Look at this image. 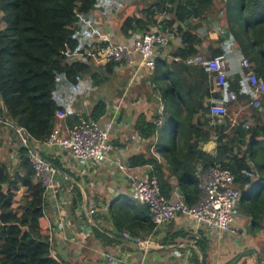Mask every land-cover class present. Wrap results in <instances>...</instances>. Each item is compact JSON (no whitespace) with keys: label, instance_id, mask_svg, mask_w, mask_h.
I'll return each instance as SVG.
<instances>
[{"label":"trees","instance_id":"trees-1","mask_svg":"<svg viewBox=\"0 0 264 264\" xmlns=\"http://www.w3.org/2000/svg\"><path fill=\"white\" fill-rule=\"evenodd\" d=\"M95 2L0 0V21L5 24L0 31L2 121L23 129L37 142L49 139L58 113L65 111L66 90L81 85L83 75L89 72L90 58L85 55L88 46L80 42L77 29L81 19L90 15ZM217 3L223 4V0H155L141 11L139 18L134 15L123 18L120 30L125 36L128 32L149 34L157 28L168 38L178 40L169 56L180 61L160 56L147 76L153 94L159 93L164 111L161 116L143 119L139 132L144 140L156 139L154 152L167 163L183 152L184 163H178L177 178L186 204H194L200 192L196 167L204 171L221 164L234 175L241 191L248 186L249 195L245 196L243 191L239 205L241 212L259 228L264 222V95L259 97L260 105L252 110L253 124L248 128L243 126L246 117L233 127H210L209 99L219 104L222 97L214 91L213 74L202 66L187 65L185 60L224 55L223 93H234L237 103H249L253 93L241 64L247 60L256 77L264 79V0H244L239 13L229 3L216 8ZM210 19L224 26L227 34L215 35L209 30L200 33L202 23L207 24ZM214 38L218 48L210 44ZM234 43L238 52L226 55L228 46ZM72 54H82V59L71 60ZM116 66L107 63L105 70L110 74ZM102 113L103 105H98L89 117L96 121ZM196 115L203 116L202 122L193 121ZM165 131L170 132L167 143L163 138ZM211 137H215V149L208 154L202 145ZM19 153L25 171L19 180L30 198L24 201V210L17 216L11 208L16 183L1 165L0 186L5 185L6 190L0 191V264H63L52 258L49 239L40 230L42 188L31 182L34 173L28 149L20 148ZM146 165L153 167L150 175L158 179L161 195L168 199L169 186L160 175L157 158L153 155L147 159L143 155L132 158V167ZM242 170L253 176L242 175ZM144 209L148 214V209Z\"/></svg>","mask_w":264,"mask_h":264},{"label":"crops","instance_id":"crops-1","mask_svg":"<svg viewBox=\"0 0 264 264\" xmlns=\"http://www.w3.org/2000/svg\"><path fill=\"white\" fill-rule=\"evenodd\" d=\"M95 1L94 9L87 18L81 19L77 29L80 42L88 46L85 52L106 41L131 47L144 35L141 32L123 35L121 22L128 15L139 18L141 11L154 0ZM243 2L223 0V4L229 3L236 13H239ZM223 4L217 3L216 8ZM110 6L113 9H109ZM207 24L203 22L202 28ZM4 27L0 21V31ZM177 44V39L169 38L168 45L157 51V58L161 56L170 60L169 51ZM210 44L213 48L219 47L215 38ZM228 47L226 55L238 52L235 43ZM78 55L75 54L74 59L80 60ZM134 58L138 62V57ZM105 65L90 58V69L83 75L82 84L66 90L65 111L58 113L55 129L61 136H67L68 130L81 118L94 121L89 116L96 106L103 105L102 115L94 122L109 135L112 151L107 159L98 164L84 162L60 148L34 145L37 154L56 169L53 190L43 200V218L40 221L41 233L49 239L52 258L63 264H230L240 252L253 249V255L241 257L236 264H264V222L256 228L251 219L240 211L239 202L235 206L236 219L232 231L227 234L210 232L182 216L158 227L152 223L149 211L147 214L144 206L133 199L132 181L151 176L153 167H132L131 161L139 155L145 159L154 156L156 139L153 142L142 139L139 127L143 119L160 116V106L164 107V104L159 93L152 92L153 85L147 77L149 70L135 71L125 64H117L109 74ZM115 72L117 76L111 80ZM223 103L228 104L224 98L219 104ZM235 104L238 106L236 111L244 107L243 103ZM3 110L0 100V166L7 168L16 183L12 188L11 208L20 216L24 201L30 198L29 191L19 180L25 175L19 153L23 147L14 127L3 123ZM202 120V115H196L193 121ZM247 122L253 124L252 119ZM214 149L215 137L202 145L205 153L213 154ZM182 155L183 152L176 154L169 163L160 156L157 159L161 166L160 175L169 186L167 195L171 202L184 201L177 178L180 171L178 163H184ZM204 172L202 167H196L198 178ZM31 182L37 183L34 176ZM2 190H6L5 185L0 186ZM124 232L132 237L150 239L152 247L147 252L141 251L122 237Z\"/></svg>","mask_w":264,"mask_h":264},{"label":"built area","instance_id":"built-area-1","mask_svg":"<svg viewBox=\"0 0 264 264\" xmlns=\"http://www.w3.org/2000/svg\"><path fill=\"white\" fill-rule=\"evenodd\" d=\"M161 20V17H160ZM169 43L167 34L160 33L157 28L149 34H144L133 42L131 47L115 44L106 41L103 44L85 52V55L101 64L114 63L125 64L137 71L138 69H147L149 71L155 68V59L157 51L165 48ZM78 56L82 57V54ZM138 57L136 62L134 57ZM74 58L75 54L69 55ZM174 62L180 61L177 57H168ZM225 62L224 55H218L214 58H204L195 56L185 60L187 65H199L207 69L213 74L214 91L220 92L221 97L229 104H235L236 96L232 92L223 93L222 87L225 81L223 64ZM242 67L246 70V77L249 81L250 88L253 93V99L246 106L238 108L234 117L228 114L226 105L212 103L209 99L210 106L207 117L209 118V126H236L241 118L240 112L245 107L248 109H256L260 105L259 97L264 95V79H259L254 74L253 65L244 60ZM164 111V107L160 106V116ZM4 124L10 125L4 119ZM161 124V121H158ZM244 128L250 125L244 121ZM20 139V144L28 149V159L31 164L34 178L42 188V200L48 197L54 186V177L56 169L37 153H32L28 147L31 143L34 145H45L50 148H60L67 151L74 159L84 162L102 163L112 151V144L106 130L102 129L96 122L90 119L81 118L79 123L68 130L67 136H61L59 131L54 128L52 134L46 142L40 143L32 139L21 128H14ZM158 159L160 157L153 152ZM246 177H252L250 171L242 170L240 172ZM198 198L192 205L186 204L182 200L174 202L169 201L161 195L158 179L155 176H149L145 179H133L132 191L133 199L140 205L146 207L150 213V218L155 226L168 223L179 216L192 220L199 226H203L213 233L223 234L230 233L235 222V206L239 202L240 196L244 190L248 188L246 185L241 191L234 175L221 164H215L209 167L200 176ZM124 239L130 240L137 245L141 251L147 252L152 247L150 239H142L132 237L128 233L122 234Z\"/></svg>","mask_w":264,"mask_h":264},{"label":"rangeland","instance_id":"rangeland-1","mask_svg":"<svg viewBox=\"0 0 264 264\" xmlns=\"http://www.w3.org/2000/svg\"><path fill=\"white\" fill-rule=\"evenodd\" d=\"M155 1V0H154ZM116 3H118L117 1H115V4ZM139 4H138V1H137V6H138ZM114 7V6H113ZM109 9H113L112 8V6H110L109 7ZM213 16V15H212ZM211 20V19H210ZM200 30L201 31H199V32H201V33H203V34H205L206 33V31L207 30H209L210 31V33H214L215 35H218V34H222V35H225V34H227V30L225 29V27L224 26H222L221 24H219L215 19H213L212 21H210V22H208V24H207V27L205 26V28H200ZM71 58V57H70ZM79 58V57H78ZM74 58H72L71 60H73ZM74 60H77V58H75ZM79 60V59H78ZM80 60H81V57H80ZM100 66H104V65H100ZM115 75L114 76H112V78H111V80H113V79H115V77L117 76V73L115 72L114 73ZM121 80V79H120ZM246 102H244L243 103V105L244 106H246ZM242 105V104H241ZM238 106H236V104H230V105H228L227 106V109H228V114L231 116V117H234V114L237 112L236 111V108H237ZM252 110L253 109H248V107H245V109H244V111H242V112H240V116L242 115L243 117H248V119L246 120V122L248 121V120H250L249 119V117H250V115L252 114ZM242 117V118H243ZM237 119L239 118V117H236ZM241 118V119H242ZM247 123H249V125H251V122H247ZM15 134L16 135H18L16 132H15ZM169 136H170V133L168 132V131H165L164 133H163V138H164V140H165V142L167 143L168 142V140H169ZM244 193H245V196H248L249 194H248V192L247 191H244ZM240 211H242L241 210V208H240ZM255 230H257V229H255ZM224 234H227V233H224Z\"/></svg>","mask_w":264,"mask_h":264},{"label":"water","instance_id":"water-1","mask_svg":"<svg viewBox=\"0 0 264 264\" xmlns=\"http://www.w3.org/2000/svg\"><path fill=\"white\" fill-rule=\"evenodd\" d=\"M0 100H1V102H3L1 95H0ZM21 147L24 148L23 145H21ZM28 147L32 153H37L36 150L34 149V146L31 143L28 144ZM253 254H254L253 249L244 250V251L240 252L238 254V256H236L235 259L230 264H236L241 257L246 256V255H253Z\"/></svg>","mask_w":264,"mask_h":264}]
</instances>
